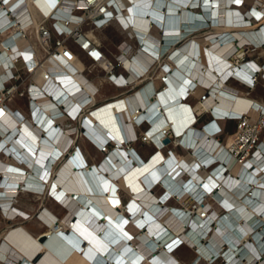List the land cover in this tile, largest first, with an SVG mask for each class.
<instances>
[{
  "label": "bare ground",
  "instance_id": "6f19581e",
  "mask_svg": "<svg viewBox=\"0 0 264 264\" xmlns=\"http://www.w3.org/2000/svg\"><path fill=\"white\" fill-rule=\"evenodd\" d=\"M17 1L9 0L5 7H12V13L23 22L29 15L35 27L41 15L39 3L24 0L20 4ZM49 1L54 4L53 0ZM153 2L133 0L129 3L131 9L127 14L132 23L129 31L138 48L133 45L130 50L129 43L123 41L116 55L121 54L124 66L131 71L130 82L138 83L149 76L144 68L156 59L161 48L156 44L158 39L150 37L151 34L158 36L156 30L149 29L151 19H158ZM184 2H165L168 15L163 22L169 28L165 31L168 36L163 48L172 41L178 43L166 51L165 62L173 59L177 71L165 89L158 96H152L154 89L147 83L127 95L122 103L116 101L95 112L96 119L91 116L93 108L91 115L84 114L83 130L86 129L90 139H83L93 147L108 140L113 144L96 163H88L82 149L75 147V135L70 134L74 133L73 129L51 126L47 136H43L42 129L49 123L48 118L41 117V127H33L29 120L23 122L17 128L18 138H9L7 145H12L7 150L14 151V157L0 159V208L11 218V223L0 237V264H214L218 259L223 261L219 264H264V200L260 199L264 189V159L256 161L254 172L247 171L248 165L243 166L231 157L225 145L211 133L216 120L204 122L206 126L202 129L194 124V110L212 112L214 117L221 119L239 117L249 111L252 104L264 107L225 81L234 74L249 82L250 73L257 68L262 69L261 75L264 74V63H243L242 67L236 68L229 58L240 53L238 49L244 44L264 47V24L258 30L243 27L250 24L248 16L244 17L239 9L245 0H205L202 10H190ZM255 5L264 8V0H257ZM2 19L0 27L4 25ZM181 24L187 28L180 29ZM202 26L213 30L202 39L195 35L186 37L192 28ZM236 26L242 28H233ZM196 29L195 33L202 32H196ZM13 30L3 32L0 39H10ZM94 38L100 41L102 37L95 34ZM139 38H142L140 46L136 42ZM124 49L130 51L125 54ZM141 74L142 80L138 78ZM80 76L89 89L96 88L83 73ZM58 79L64 81V74ZM173 80H178V85L183 88L189 86L188 80L194 82L193 93L198 96L205 87H211V94L205 101L187 108L181 99V89L177 92ZM84 95L66 84L61 99L69 104L71 99H80ZM57 96L60 97L59 91ZM154 101L160 106L147 114L153 127L168 105L175 104L174 107L178 106L184 112L179 110L175 123L167 122L156 128L158 139L154 138V141L159 144L158 151L143 166H137L144 159L134 147L127 146L137 140L127 118L132 121L137 115L145 114ZM43 104L47 117L53 104L48 99ZM117 114L122 128L118 125ZM172 124H176L177 135ZM7 125L11 129L15 126L8 122ZM168 128L178 136V141L182 138L189 144L194 154L187 151L180 159L173 153L165 154L164 146H160L163 145L161 133ZM61 130L63 134H60ZM120 131H125L128 137H120ZM154 133L150 134L155 136ZM230 140L228 137L229 143ZM93 155L97 157L96 153ZM201 161L220 164L210 172L212 167L198 169ZM225 167L229 169L228 174ZM119 184L131 193L124 206L127 213L119 208ZM156 187L161 188L158 194ZM23 191L39 196L37 210L27 204L22 208L20 205L24 204L17 203ZM202 191L205 194L201 195ZM189 195L198 199L195 211L170 203L175 196L182 199ZM48 196L58 209L63 210L61 216L44 204ZM219 208L223 212H219ZM29 209L35 211L31 220L36 218L33 222L39 230L26 223ZM41 236L45 237L44 241ZM182 247L192 248L195 253L187 263L175 255ZM36 248H40L38 260L29 256Z\"/></svg>",
  "mask_w": 264,
  "mask_h": 264
},
{
  "label": "built area",
  "instance_id": "2783aa9c",
  "mask_svg": "<svg viewBox=\"0 0 264 264\" xmlns=\"http://www.w3.org/2000/svg\"><path fill=\"white\" fill-rule=\"evenodd\" d=\"M34 1L39 3L41 14H39L40 17L35 27L29 15L25 22L21 21L16 14L12 13V7H8L7 9L5 7L7 2L5 3V0H0V18H3L2 20L4 21V25L0 27V35L6 31L10 33L12 28H14L13 33L10 34V39H0V159L14 157V151L9 152L7 150L12 144L7 145V143L10 142L11 139L9 140V138L11 137L12 139L18 138L19 131L17 128L27 120L31 121L33 127H41V117L45 118L44 120L48 118L49 123L42 129L43 136H47L48 128L53 126L57 129L59 127L73 129L74 133L70 134L75 135L76 139L83 137L90 138L86 129L83 130L84 114L87 112L90 114V109L101 102L96 100L98 89H89L86 85L87 83L80 80L82 68L76 63L82 64L83 57L89 63V67H100L107 81L115 85H122L125 88L126 92L117 96L130 94L135 88L142 87L154 79L163 83L160 88H155L152 92V96H158L165 89V85L172 78L171 76L176 74L177 71L172 59L169 58L168 62H165V59L167 49L178 43L172 41L167 44V48H163L165 45L164 39H167L166 36H168L165 31L169 28L163 22L168 15L165 4L167 0H153L155 1L153 5L156 7L158 19H151L149 29L151 31L156 30L158 36H152L151 34L150 37L158 39L156 44L157 46L160 45L161 48L158 55H156V59L148 67L144 68V71L148 72L149 76L142 80L143 74L139 75L138 78L142 81L134 86H129L133 81H128L130 71L124 66L121 54L111 59L107 55L102 41H97L94 38L95 34L97 35L96 31L115 25L121 32L126 31L129 38L135 39L134 35L129 31L132 23L129 22L130 19L127 14V11L131 9L129 3H133V0H53V5L49 4V0ZM151 1L142 0L143 3H151ZM183 1H185V6H190V10H202V5L205 2V0ZM17 2L22 4L24 0H18ZM157 3H159L158 6ZM3 5L4 7H2ZM44 9H47L49 12L47 13ZM25 11H27L26 8ZM190 16L189 20L193 22V18ZM30 27H33L32 31ZM175 27L174 29L177 30L178 27ZM185 28L187 27L181 24L180 29ZM194 29L192 28L190 31L193 32ZM136 42L140 46L142 38H139ZM129 46L130 50L133 49V45L129 43ZM249 46H252V48L256 47L253 44H244L238 49L240 53L236 52L229 57L233 64L236 65V68L242 67L243 63L255 62L253 58L247 56ZM135 48L137 49L138 47L135 45ZM130 50L124 49L123 51L127 54ZM60 66L65 70L64 73H62L63 70ZM117 68H122L124 72L116 73ZM261 70L257 68L250 73L249 82L242 81L234 74H231L226 78V83L234 79L245 85L248 90L253 89L258 76L264 78V75H261ZM61 74H64V81L58 79ZM66 84H71L77 91H81L85 95L80 99H71L70 103L67 104L64 98L61 99ZM188 85L185 88H181V86L180 89L182 100L186 101L189 106L194 107L196 103L205 101L211 94V87H205L204 91L195 97L193 91L196 84L188 80ZM57 91L60 92V97L57 96ZM192 96L194 97V101L190 103L188 99ZM47 99L49 102H52L53 108L50 112H47V117H45L44 112L46 110L43 109V101ZM159 106L157 104L156 108ZM210 113L212 114V112L194 110V114L196 115L195 126H198L203 115ZM223 119L235 121V128L228 136L231 137L230 143L228 140L226 142L221 140L220 135L223 129L219 124H215L216 127H214L211 133L225 145L231 157L233 156L243 166L248 165L247 171L254 172L256 170V161L264 159V107L252 104L249 111L241 114L239 117H226ZM214 120L218 121L219 118L215 119L212 117L209 122H213ZM7 122L13 123L15 125L14 128L11 129L7 125ZM127 123H131L132 125L133 137L144 142H150V136L148 135L150 120L147 114L140 119L134 118L132 121L127 118ZM206 123L208 124V121ZM205 126L206 124L204 123L199 128L202 129ZM138 129L140 132H138ZM59 132L63 134V130ZM123 135L125 138L128 137L125 131H123ZM166 138L169 139V142L164 143V139ZM177 139L178 136L170 128L167 130L163 129L161 140L165 154L168 153L170 155L176 148L185 149L194 154L189 144H186L182 138L179 141ZM112 145V142H109V140L102 145L96 143L97 148L103 152H106L107 148ZM169 145H172V148L168 149ZM217 164H220V162L213 161L209 164H204L201 161L198 169H210L212 167L209 170L211 172ZM225 172L228 174L229 169L226 168ZM203 194L205 193L202 191L201 195ZM192 199L197 204L198 199L195 197ZM194 208H196V205H194ZM4 216L8 218L5 214Z\"/></svg>",
  "mask_w": 264,
  "mask_h": 264
},
{
  "label": "rangeland",
  "instance_id": "374dc122",
  "mask_svg": "<svg viewBox=\"0 0 264 264\" xmlns=\"http://www.w3.org/2000/svg\"><path fill=\"white\" fill-rule=\"evenodd\" d=\"M256 1L257 0H245L243 6L239 7V9L243 12V16L244 17L248 16L247 19L249 20L250 24L243 26L244 28L247 27L246 29L258 30L261 28L262 24H264V8H258L255 5ZM249 14L250 15L252 14L251 17L249 16ZM214 26H216V25H214ZM214 26L212 25L211 27H214ZM196 28H195L196 32L202 31V32H198V33L194 32L195 34H193V35H195L198 39H202L205 36V34H207L209 31L213 30V28H211V30H209V29L206 30L205 29L206 27H203V26L200 29H198V27H196ZM207 28H208V26H207ZM233 28H242V26H236ZM96 33H97V35H101L102 38L104 37L103 39H101V41H102V43H103V45H104V47H105V49H106V51L110 57L116 56V54L118 53L117 51L120 49V46L122 45L123 41H127L128 43H131V45H134V40L128 37V33L126 31L120 32L119 30H116L115 28L110 27V28L103 30L102 32L96 31ZM168 51H170V49H168L167 52ZM247 53H248L247 56H249L250 58H254L258 54L264 53V47L256 45L255 48H252V46H249V50ZM262 57H264V56H262ZM262 75H264V74H262ZM251 91H252V95L255 96L259 100L260 104L264 105V78H262L261 76H258V80H257L254 88L251 89ZM246 96L251 97L249 95H246ZM206 115H208V114L203 115V117L200 119V121L205 120ZM200 121H199V123H200ZM228 124H229V126H228L229 129L233 128V124H234V128H235V121L233 123L229 122ZM234 128H233V130H234ZM232 131H230V133H228V136L232 133ZM138 132H140L139 129H138ZM221 140L223 142H226L228 140V138L226 141H224L223 139H221ZM76 142H77V146H79L82 149V151L84 152V154L86 155L88 163H90V164L96 163L98 161V158L104 154L103 151L95 149L96 146L94 143L93 144L95 147H93L92 145L87 143V141L84 140L83 138L76 139ZM83 144H85L86 149H85ZM130 145H131V147H134L143 156V158L145 160L150 159L151 153L153 150V147L150 145V143L144 142V141L139 139V140H136L135 142H130ZM143 147L148 148V149H146V150L142 149ZM87 149H88V152L86 151ZM174 150L175 151H173L172 153L175 154V156H177L179 159L182 158L181 156L185 155V153L187 152V150L181 149V148H176ZM93 153H96L97 157H93L94 156ZM224 171H225V169H224ZM262 188H264V187H262ZM160 191H161V188L156 187L155 192L158 194V193H160ZM117 192L119 193V196L122 200L121 209L125 210L124 206L127 203V200L130 198L131 194H130L129 190L126 187L122 186L121 184L118 185ZM26 193H27V195H26ZM29 193L30 192H26V191L25 192L23 191L22 193H20L17 203L24 204V206L20 205V204L19 205L22 208L23 207L26 208L27 206L25 204H27V203L22 202L21 201V198H22L23 200L32 203V205H29V204H27V205H29L32 208H34L35 210H37L40 198H39V196H35L34 193H30V194ZM49 197L50 196H48L44 200V204H46L49 207H51L52 209L56 210L55 212H57L58 216H61L63 213V210L58 209V207L54 204V202L51 199H49ZM260 199L264 200V189H262ZM170 203L174 204V205H179L181 207L187 206L190 211L196 210V208H194V205H196V203L190 195L186 196L182 199L175 197V199L173 198ZM0 210H1V208H0ZM218 211L223 212V210L220 208L218 209ZM34 213H35V211H32V209L29 211V214L27 215V217H25L28 219V221L26 223L29 224V226H31L33 229H36L35 227H37L38 229H36V230H39V226L37 224H35V222H33V221H35L36 218L31 220V217L34 216ZM125 213H127V211H125ZM9 219H11V218H9ZM7 226L5 228H3L2 230H0V237L4 233ZM36 249L38 250L40 248H36ZM194 254L195 253H193V249L189 248V247H182L176 252L177 257L179 259L184 260L185 263H187L194 256ZM33 257H35V256H33ZM221 262H223L222 259H218L214 262V264H219Z\"/></svg>",
  "mask_w": 264,
  "mask_h": 264
},
{
  "label": "crops",
  "instance_id": "0c3cea01",
  "mask_svg": "<svg viewBox=\"0 0 264 264\" xmlns=\"http://www.w3.org/2000/svg\"><path fill=\"white\" fill-rule=\"evenodd\" d=\"M36 16V15H35ZM37 17V16H36ZM110 27H112V28H115L116 30H119V28L118 27H116L115 25H111V26H109V27H107V28H110ZM107 28H105V29H107ZM105 29H103V30H105ZM103 30H99V32H102ZM120 31V30H119ZM121 32V31H120ZM194 34V31H193V33L191 32V33H189L188 35H186V37L188 36V37H190V36H194L193 35ZM98 36H100V38L102 37L101 35H98ZM185 37H183V39H184ZM101 39H103V38H101ZM106 50V49H105ZM107 52V51H106ZM118 52V51H117ZM116 52V53H117ZM107 55L109 56V54L107 53ZM262 56H264V53H260V54H258L257 56H255L253 59L256 61V62H258V63H264V57H262ZM110 57V56H109ZM111 59H113L114 57L112 56V57H110ZM262 58V59H261ZM172 61L175 63V61L172 59ZM82 64L81 63H79L78 65L82 68V73L91 81V83H93L95 86H96V88L98 89V92H97V94H96V100L98 101V102H101L99 105H97V106H95L94 108H93V110H92V115L91 114H89V115H91L94 119H96V117L94 116V113L95 112H98V111H101L103 108H104V106H106L107 104H110V103H115L116 101H119L120 103H122L123 102V99L127 96V95H130V94H132V92L130 93V94H125V95H123V96H117V95H120L121 93H125L126 92V90H125V88H123V86H119V85H115L114 83H111V82H109V81H107L106 79H104V73H103V70L100 68V67H98V66H93V67H89L88 65H89V63L86 61V59H84V57L82 58ZM83 66V67H82ZM126 67V66H125ZM127 69H128V67H126ZM129 70V69H128ZM130 71V70H129ZM119 72H124V70L122 69V68H117L116 69V73H119ZM131 72V71H130ZM96 76V77H95ZM129 76H130V73H129ZM190 76V75H189ZM188 76V77H189ZM104 79V80H103ZM145 79V78H144ZM226 81V80H225ZM140 82V81H139ZM138 82V83H139ZM174 82H176V85H175V88H176V90H177V92H179V89H180V85H178V80H173V82L172 83H174ZM103 83V84H102ZM137 82H133L131 85H129V86H134V85H136V84H138ZM150 84L152 85L151 87L153 88V89H157V88H160L162 85H163V83L162 82H160L159 80H156V79H154V80H152V82H150ZM175 84V83H174ZM227 84L228 85H230L231 87H235L236 89H238V92H240V93H245V94H247V95H249V96H251L256 102H259V100L255 97V96H253L252 95V91H251V89L250 90H248L247 89V87L245 86V85H243L242 83H240L239 81H236V80H234V79H231V80H229L228 82H227ZM128 86V87H129ZM144 86V85H143ZM142 86V87H143ZM142 87H139V88H135L134 89V91L133 92H135L136 90H138V89H140V88H142ZM151 88V89H152ZM181 88H183V86L181 87ZM241 89V90H240ZM107 92H106V91ZM193 95L195 96V97H197L198 95L196 94V93H193ZM115 96V97H114ZM112 97H114V98H112ZM255 97V98H254ZM110 98H112V99H110ZM107 99H109V100H107ZM182 99V98H181ZM105 100H107V101H105ZM104 101V102H103ZM188 101L190 102V103H193V101H194V97L192 96V97H190L189 99H188ZM183 102H185V104H186V106H187V108H188V103L186 102V101H183ZM260 103V102H259ZM174 105L175 104H171V105H168V106H166L165 107V110H162L161 111V114L159 115V117L157 118V125L155 126V127H153V124H152V122H151V124L148 126V128L150 127V129H149V131H148V135L150 136V145L153 147V150H152V153H151V157L153 156V154H155L157 151H158V148H159V144L158 143H156L155 141H154V138L155 139H158V130L156 129V128H158V126H163V125H165V123H167V122H171V123H175L174 121L178 118V112H179V110H181V109H179V107L177 106V107H174ZM157 106V102H155L154 101V103H153V106H151L148 110H147V112L145 113V114H143V115H137L135 118H142V117H144L146 114H148L154 107H156ZM184 109H186V108H184ZM24 110V109H23ZM181 111H183V110H181ZM184 112V111H183ZM88 114V113H87ZM86 114V115H87ZM157 115V116H158ZM212 117H214V115H210V114H208V115H206V117H205V120H203V121H200V123L198 124V127H200V126H202L203 124H204V122H207V121H209ZM116 118H117V120H118V125H121V123H120V116L117 114L116 115ZM215 119L216 118H218V117H214ZM226 118V117H225ZM93 119V120H94ZM229 122H234V120H229V119H223V118H219V120L218 121H216V123L217 124H219L221 127H222V129H223V132H222V134L220 135V138L221 139H223L224 141H226L227 140V138H228V133H230V131H232L233 130V128H234V124H233V128L232 129H229L228 128V126H229ZM175 126H176V124L174 125V124H172V128H173V130H174V133L177 135V133H176V130H175ZM123 126L121 125V128H122ZM148 128H146V129H148ZM145 129V130H146ZM153 131H155V133H154V135L155 136H153V135H151L150 133H152ZM123 133V132H122ZM121 133V131L118 133V135L121 137V136H124L123 134ZM80 139V138H79ZM90 139V138H89ZM137 140H139V139H137ZM127 146H131L130 145V143H129V145H127ZM161 147H163V145H160ZM75 147L77 148L78 146H77V142L75 143ZM76 148H75V150H76ZM170 148H172V145H169L168 146V149H170ZM73 149V148H72ZM85 149H86V147H85ZM142 149H148V148H142ZM136 150V149H135ZM137 151V150H136ZM140 154V153H139ZM141 155V154H140ZM142 156V155H141ZM143 157V156H142ZM150 157V158H151ZM181 157H183V156H181ZM144 159V158H143ZM149 160H145L144 159V162L143 163H141V164H139V165H137V166H143L146 162H148ZM130 192V191H129ZM131 194V193H130ZM131 197V196H130ZM130 199V198H129ZM128 199V200H129ZM127 200V201H128ZM21 201L22 202H24V203H27V204H29V205H32V203H30V202H28V201H25V200H23L22 198H21ZM121 202H122V200H121V198H120V204H119V208L121 209ZM51 208V207H50ZM125 209V208H124ZM54 210V209H53ZM54 211H56V210H54ZM124 212L126 211V209L125 210H123ZM57 213V212H56ZM10 222H11V220L9 219V217L8 218H6L5 216H4V214H3V212L0 210V230H2L3 228H5L7 225H9L10 224ZM31 227V226H30ZM135 231V230H134ZM37 249H32L30 252H29V256L31 257V258H33V259H37ZM175 255H176V252H175ZM33 256H35V257H33ZM177 256V255H176ZM192 259V258H191ZM190 259V260H191ZM38 260V259H37ZM180 260H182V259H180ZM189 260V261H190ZM182 261H184V260H182ZM188 261V262H189Z\"/></svg>",
  "mask_w": 264,
  "mask_h": 264
},
{
  "label": "water",
  "instance_id": "95a60500",
  "mask_svg": "<svg viewBox=\"0 0 264 264\" xmlns=\"http://www.w3.org/2000/svg\"><path fill=\"white\" fill-rule=\"evenodd\" d=\"M167 142H169V139H168V138L164 139V143H167ZM40 238H41V240H43V241L45 240V237H44V236H41Z\"/></svg>",
  "mask_w": 264,
  "mask_h": 264
},
{
  "label": "snow or ice",
  "instance_id": "6c2138e0",
  "mask_svg": "<svg viewBox=\"0 0 264 264\" xmlns=\"http://www.w3.org/2000/svg\"><path fill=\"white\" fill-rule=\"evenodd\" d=\"M7 2V0H5V3Z\"/></svg>",
  "mask_w": 264,
  "mask_h": 264
}]
</instances>
